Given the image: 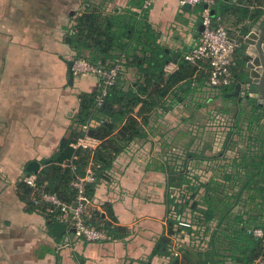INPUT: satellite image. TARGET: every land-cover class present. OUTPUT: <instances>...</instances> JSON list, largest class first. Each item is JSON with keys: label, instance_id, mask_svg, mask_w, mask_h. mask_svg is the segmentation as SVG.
I'll use <instances>...</instances> for the list:
<instances>
[{"label": "crops", "instance_id": "crops-1", "mask_svg": "<svg viewBox=\"0 0 264 264\" xmlns=\"http://www.w3.org/2000/svg\"><path fill=\"white\" fill-rule=\"evenodd\" d=\"M185 4L183 0H0V264H213L210 240L216 220L207 221L191 205L181 213H169V168L185 164L202 183L225 184L223 194L238 189L241 172L234 159L238 147L244 148V139L235 133L229 141L236 144L228 145L227 124L211 121L215 115L230 118L233 126L242 111L238 96L233 95L238 73L245 66L241 46L246 35L264 23V0H217L211 7L214 25L225 27L240 43L234 54L233 92L224 96L221 87L210 85L208 61H186L180 68L203 31L204 6ZM88 11L137 29L133 39L123 40L126 49L111 48L114 59L107 62H124L117 88L111 91V108L128 111L118 119L112 138L123 142V127L131 116L143 130L116 156L109 179L98 182L89 197V219L95 212L107 216L105 206L110 205L116 224L126 228L124 237L108 241L79 238L69 226L63 236L56 235L40 208L28 209L18 187L25 175L36 173L41 182L38 189L32 188L34 202L40 191L52 192L48 185L60 184L61 174L46 161L74 130L93 138L91 150L101 144L89 134L94 127L86 132L85 124L77 121L80 95L98 94L99 79L74 74L71 81L70 77L69 62L78 57L72 44L76 25ZM143 25L151 28L156 45L169 55L164 70L168 64L176 66L171 72L165 70L164 80L147 92L141 87L152 76L142 71L150 62L139 36ZM128 58L133 63H127ZM177 72L182 77L168 86V76ZM162 88H168L164 95L154 92ZM133 95L139 98L136 104L129 98ZM153 100L156 103L151 105ZM105 119L111 120V115ZM33 161L40 164L37 172L28 170ZM225 174L233 178L227 181ZM185 191L184 185H177L172 192L183 203L179 194ZM205 194L203 186L196 198L200 208L206 206ZM172 214L178 220L175 229H182L169 235L166 226ZM57 222L67 224L68 220L60 217ZM165 237L176 238L180 256L173 254L172 242L164 250L158 248Z\"/></svg>", "mask_w": 264, "mask_h": 264}, {"label": "trees", "instance_id": "trees-1", "mask_svg": "<svg viewBox=\"0 0 264 264\" xmlns=\"http://www.w3.org/2000/svg\"><path fill=\"white\" fill-rule=\"evenodd\" d=\"M201 5L205 8L204 4ZM103 23H105L104 26ZM141 27L139 36L145 42L142 41L145 45L143 51L150 54L147 57L150 61L148 66L142 67L144 75L152 76V79L148 81V85L141 87L142 92H147L154 83L164 80V67L169 55L164 48L156 45L151 28L148 25ZM114 28L119 30L115 31ZM135 29L134 25L117 23L107 16L102 18L100 14L88 11L78 18L76 34L72 44L78 57H85L92 62L105 64L114 59L111 50L113 46L122 50L126 49L123 40L126 38L133 39L131 37L135 33ZM86 50L89 51V54L85 53ZM241 51L243 52L244 61V45L241 46ZM139 58H136L137 62ZM142 59L143 61L138 63L140 67L145 63V57ZM186 61L180 62V68L185 67ZM127 63L133 62L128 58ZM181 77L180 72L168 76V86L175 79ZM237 79L238 83H246L243 68L238 73ZM116 85L113 88L114 90L117 88ZM230 85L221 87L223 96L233 92ZM167 90L168 88H162L156 89L154 92H161L164 95ZM113 94V92H110L103 106L97 105V93H83L80 95L81 106L77 121L83 125L91 123L92 120L96 121L94 137L101 140L100 146L95 150L84 147L73 148L71 143L86 134L74 130L70 137L62 139L58 150L46 161L53 164L52 167H56L58 174H61L60 184H50L47 189L57 192L68 202L73 203L76 197V192L70 184L71 180L76 175H84L91 161L95 163L96 180L86 184V193L90 198L94 195L97 183L103 179H109L108 172L112 169L116 156L124 150L127 143L135 136L143 135V130L138 126L137 119L131 116L123 127L124 133L126 132L120 137L123 142L112 138L118 119L128 112L121 108L119 110L111 108ZM129 98L134 104L139 101V98L134 97V95ZM237 98L240 101L242 111L239 113L235 125L232 126V119L228 118L230 121L229 132L223 134V136L226 133L229 134L227 135V144L232 147L236 144L229 141L233 134L236 133L244 139V148L238 147V156L234 159V166L240 169L241 172L237 180L238 189L236 192L223 194L225 184L214 181L202 183L197 175L188 171L185 164L170 165L169 168L171 174V190L168 194L169 213H181L186 205H191L192 209L201 210L207 221L216 220L217 225L211 231L210 240L213 264H226L227 260H231L234 264H253L264 258V241L253 233L255 228L264 230V109L256 104L257 100L255 98H246L242 94L238 95ZM155 103L156 100H153L151 105ZM106 115H111V120L105 119L102 121ZM244 130L247 132L245 137L242 136ZM55 163L65 164V167L62 169L56 166ZM73 164L75 169L72 167ZM224 177L227 181L233 178L229 174H225ZM38 182L41 181L38 180ZM177 185L186 187V191L179 194L185 200L183 203L178 202L176 195L172 192ZM203 186L206 189L203 199L206 208H200L201 202L196 199ZM18 187L20 196L27 203L28 209H36L37 206L32 201L33 189L23 181L19 182ZM49 209L44 206L41 212L46 215L50 226L53 227L57 219L60 218V213L59 210L51 212ZM105 213L107 216H104L103 212H95L90 219L88 218V223L105 228L113 238L124 237L127 234L126 228L116 224L117 218L110 205L105 206ZM177 223V218L172 214L167 220L166 226L169 235L181 231L182 228L180 227L175 229ZM168 241L172 242L171 239L163 238L158 248L164 250Z\"/></svg>", "mask_w": 264, "mask_h": 264}, {"label": "built area", "instance_id": "built-area-1", "mask_svg": "<svg viewBox=\"0 0 264 264\" xmlns=\"http://www.w3.org/2000/svg\"><path fill=\"white\" fill-rule=\"evenodd\" d=\"M190 4H207L203 10L202 24L204 29L200 41L193 46L185 55V59L192 63H197L203 60L209 62L210 65V85L213 87L228 86L233 81L232 68L236 65L234 54L240 43L233 38L229 31L223 26H215L213 23V15L211 7L216 4L217 0H183ZM72 64L73 74L77 76L94 75L97 76L100 82V90L96 97L98 106H103L107 96L112 88L117 84L123 71L124 62L117 59L112 64H102L92 62L85 57L74 58ZM176 69L175 65L168 64L165 68L167 72ZM104 121V120H102ZM212 123H223L229 127L230 121L224 117H213ZM96 123L84 125L87 132L94 127ZM93 138L86 135L79 137L71 143L73 148L84 147L91 148L93 146ZM76 158V157H75ZM95 163L90 162L84 175H76L70 182L71 187L76 192L74 202L64 200L57 192L42 190L34 198L35 205L42 209L44 206L49 210H59L62 220H68L67 226L73 229L75 236L83 238L87 241H108L113 237L109 235L107 230L102 227L88 223V206L91 202L86 193V184L96 180ZM75 169V165H72ZM21 181L29 185L31 188L38 189V176L36 173L25 175ZM64 218V219H63ZM179 225H189L188 223L180 222ZM255 236L262 238L264 241V230L255 228L253 230ZM174 235V234H173ZM176 238L172 240L171 249L175 256H180L181 252L178 249ZM254 264V263H253Z\"/></svg>", "mask_w": 264, "mask_h": 264}, {"label": "water", "instance_id": "water-1", "mask_svg": "<svg viewBox=\"0 0 264 264\" xmlns=\"http://www.w3.org/2000/svg\"><path fill=\"white\" fill-rule=\"evenodd\" d=\"M207 7V4H204ZM189 7L190 3L185 4ZM204 29L203 24L201 30ZM69 39V38H68ZM244 61L243 74L245 76L246 83L240 82L237 84L236 91L233 95H244L246 98L251 97L257 100L256 104L264 109V23L258 27V29L249 32L244 38ZM73 61L69 62L71 71V81L74 77L72 71ZM94 129L89 131L92 136ZM39 162L33 161L29 164L28 170L31 172H37L39 170ZM73 231V229H71ZM53 231L58 236H63L67 231V224L63 222H57Z\"/></svg>", "mask_w": 264, "mask_h": 264}, {"label": "rangeland", "instance_id": "rangeland-1", "mask_svg": "<svg viewBox=\"0 0 264 264\" xmlns=\"http://www.w3.org/2000/svg\"><path fill=\"white\" fill-rule=\"evenodd\" d=\"M254 264H264V258L257 260Z\"/></svg>", "mask_w": 264, "mask_h": 264}]
</instances>
